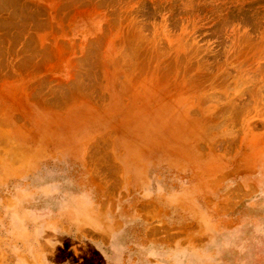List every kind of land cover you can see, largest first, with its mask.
I'll return each mask as SVG.
<instances>
[{
  "label": "rangeland",
  "instance_id": "obj_1",
  "mask_svg": "<svg viewBox=\"0 0 264 264\" xmlns=\"http://www.w3.org/2000/svg\"><path fill=\"white\" fill-rule=\"evenodd\" d=\"M0 264H264V0H0Z\"/></svg>",
  "mask_w": 264,
  "mask_h": 264
}]
</instances>
